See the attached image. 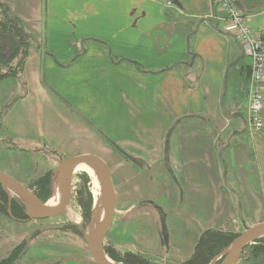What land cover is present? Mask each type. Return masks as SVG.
Listing matches in <instances>:
<instances>
[{
	"label": "crops",
	"instance_id": "0c3cea01",
	"mask_svg": "<svg viewBox=\"0 0 264 264\" xmlns=\"http://www.w3.org/2000/svg\"><path fill=\"white\" fill-rule=\"evenodd\" d=\"M179 1L0 0L28 35L0 77V138L107 160L116 204L115 176L137 192L127 223L152 211L169 264L190 260L206 232L264 223V135L247 107L237 118L232 88L218 103L236 40L212 0ZM240 3L263 32L264 0Z\"/></svg>",
	"mask_w": 264,
	"mask_h": 264
},
{
	"label": "rangeland",
	"instance_id": "374dc122",
	"mask_svg": "<svg viewBox=\"0 0 264 264\" xmlns=\"http://www.w3.org/2000/svg\"><path fill=\"white\" fill-rule=\"evenodd\" d=\"M262 30L264 32V28ZM234 45L237 54L230 58L226 66L227 77L225 75L223 79V90L218 99V103L221 104L222 109H225V105L228 102L226 101L225 93L226 90L229 92L232 88L236 94V101H238L236 115L237 118L242 121L243 115L246 116L245 107L248 105L249 79L251 76V68L249 65L251 61L250 58L243 55V52L235 41ZM7 71V67L0 64V77L2 82L6 81V75L4 73ZM2 85V89H4V83ZM222 96H224L223 99ZM227 114H230V112H227ZM214 115L211 116L205 114L208 119L211 118L216 120ZM188 130V133H184L185 128L179 126L177 127L176 134H202L205 132L202 125L195 127L193 130ZM2 133H4V131L0 128V134ZM211 134L218 135V131L213 129ZM27 149L33 148L26 145V143H9L0 138V169L8 172L14 178L26 185L38 196V198L40 197L38 194H40L42 200L39 199L41 201H44L47 204L51 201L55 202L59 194L58 184H56L59 172L56 167L62 159H60V157H54V155L50 153H45V151H42L40 154H32ZM66 157L69 156L66 155ZM49 173L51 174V177L49 184H47V175ZM137 177V175L134 176L136 182ZM125 178L126 176L123 178L122 175L115 176L114 183L116 182V184L119 185L117 187L118 200L115 205L116 212L114 220L104 238V249L106 254L109 257L112 255L115 258H119L121 261H130L136 264H169L166 259L171 260V258L169 256L165 258L161 253V232L159 231V235L157 236L154 214L152 211L148 212L149 214L147 216L148 220L146 224L144 223L145 215H143V218L142 212H140V214L136 212L133 215L137 216L131 217L133 218L132 220L137 221L140 219L138 216H140L142 218L141 224L136 222L130 226L127 223L130 219L127 210L132 206V196L137 192H121L122 188L120 185L126 183ZM92 181L93 179L90 177L89 173L85 171L74 172L71 179L70 198L65 211L54 217L44 220H31L30 222H22L18 220L28 218L24 199L15 193L10 195L2 185L6 194L1 195L0 197V264L6 259L10 258L12 260L18 258L25 250L27 234L33 228L42 223L78 222L83 225L85 223H90L94 213H96L98 209L95 201L99 196L96 194V185L94 181ZM98 191H100V188H98ZM123 219L125 221V226ZM244 230L245 227L242 226L239 231L233 232L232 234L230 233L227 237L238 236ZM216 242L217 243L212 247V252L216 255L213 258H210L207 264H221L224 258V256H217L221 250L223 251L227 247L224 248L229 241L218 240ZM258 253H261V255ZM263 256L264 236L251 241L244 247L238 258L237 264H257L258 259ZM18 264L97 263H95L89 251L88 244L82 235L78 233V230L75 227L68 226L61 230H50L36 233L31 238L27 251L23 253Z\"/></svg>",
	"mask_w": 264,
	"mask_h": 264
},
{
	"label": "water",
	"instance_id": "95a60500",
	"mask_svg": "<svg viewBox=\"0 0 264 264\" xmlns=\"http://www.w3.org/2000/svg\"><path fill=\"white\" fill-rule=\"evenodd\" d=\"M178 7H182L179 0H171ZM241 5L240 1H237ZM2 9L0 8V12ZM14 14L12 11L10 12ZM242 51V49L240 48ZM224 96H222L223 99ZM223 111L225 109L223 108ZM88 165L94 169L101 177L104 190V202L101 207L106 208L104 218L95 229H91L90 223L80 224L78 222H47L33 228L26 236L25 250L20 254L15 263L22 257L23 253L27 251L31 238L38 232L61 230L68 226L75 227L84 240L88 244L89 251L97 264H129L123 261L114 260L109 257L104 249V238L113 221L115 215L116 193L112 176L106 165L99 159L90 156H69L63 158L57 164V171L59 172V181L61 187V194L58 202L50 207L46 202L41 201L38 196L31 191L26 185L14 178L9 173L0 169V184L4 188H10L18 192L24 198V204L27 209L28 220H44L54 217L65 211L71 192V179L74 174V169L78 165ZM89 233H88V230ZM264 236V223L256 224L249 227L238 236L222 251L217 257L224 256L221 264H235L244 247L251 241ZM14 263V264H15ZM172 264V263H171Z\"/></svg>",
	"mask_w": 264,
	"mask_h": 264
},
{
	"label": "built area",
	"instance_id": "2783aa9c",
	"mask_svg": "<svg viewBox=\"0 0 264 264\" xmlns=\"http://www.w3.org/2000/svg\"><path fill=\"white\" fill-rule=\"evenodd\" d=\"M237 1L240 0H212V3L215 12L224 13L223 31L232 35L243 55L250 58L247 122L252 131L264 135V33L253 28V14Z\"/></svg>",
	"mask_w": 264,
	"mask_h": 264
},
{
	"label": "trees",
	"instance_id": "16d2710c",
	"mask_svg": "<svg viewBox=\"0 0 264 264\" xmlns=\"http://www.w3.org/2000/svg\"><path fill=\"white\" fill-rule=\"evenodd\" d=\"M26 39H28V35L24 32V29L21 26V23L16 18H14L13 15L11 16L8 13V15L6 14L3 17L0 16V64L6 66L8 62L10 61V58H12L19 51L20 46H22L25 43ZM50 177H51V174L49 173L47 175V180H48L47 184H49ZM4 194L6 193L4 192L2 185L0 184V197L1 195H4ZM38 195L41 197L40 194ZM40 199L42 200V198ZM14 210L17 214L15 207H14ZM78 233L80 232L78 231ZM236 236L237 235L228 238L224 236L223 234H220L219 232H213V231L206 232L202 236L200 241L198 242L197 247H196V252L193 255V257L187 262H184L183 264H207L209 259L213 258L216 255L212 252V247L217 243L216 241L218 240L219 241H222V240L229 241L224 246L225 248L232 242V240ZM110 256L114 260L121 261L119 258H115L112 255ZM14 261H15V258L12 260L9 258V259H6L5 261H2V264H12ZM126 262H128L129 264H136L130 261H126Z\"/></svg>",
	"mask_w": 264,
	"mask_h": 264
},
{
	"label": "bare ground",
	"instance_id": "6f19581e",
	"mask_svg": "<svg viewBox=\"0 0 264 264\" xmlns=\"http://www.w3.org/2000/svg\"><path fill=\"white\" fill-rule=\"evenodd\" d=\"M75 172H78V171H85L87 173L90 174V177L93 179L94 183H95V188L97 189L96 190V194H98L99 196L96 198V207L98 208L96 213H94L93 217H92V224H91V229H95L96 226H98L101 221L103 220L104 218V214H105V211H106V208L105 206L104 207H101L104 203L105 205V202H104V190H103V183H102V180H101V177L99 176V174L94 170L92 169L91 167H89L88 165H78L75 169H74ZM92 181V182H93ZM58 184V189H59V194H58V197L56 199V201H51L49 204H47L48 206L52 207L54 206L59 198H60V194H61V185H60V181H59V175L57 177V183ZM55 184V185H56ZM57 186V185H56ZM55 187V186H53ZM98 188H100V191H98ZM7 192L11 195L12 193H15L16 195H18L19 197H21L22 199H24L18 192H16L15 190L13 189H10V188H6ZM56 190V189H55ZM56 194V192H55ZM95 194V195H96ZM88 230V233H89V228L87 229ZM239 258V257H238ZM238 260V259H237ZM237 262V261H236ZM236 264V263H235Z\"/></svg>",
	"mask_w": 264,
	"mask_h": 264
},
{
	"label": "flooded vegetation",
	"instance_id": "af4514ba",
	"mask_svg": "<svg viewBox=\"0 0 264 264\" xmlns=\"http://www.w3.org/2000/svg\"><path fill=\"white\" fill-rule=\"evenodd\" d=\"M1 8V7H0ZM2 12V11H1ZM18 220H20V221H22V222H30L31 220H28V218H24V219H18ZM67 228V227H66ZM74 228V227H73ZM262 251H263V249H262ZM262 253V252H261ZM261 253H258L259 255H261ZM20 256V255H19ZM17 260V258L15 259V261ZM20 260H21V258H20ZM20 260L17 262V263H15V261L13 262V264L15 263V264H18L19 262H20ZM123 262H126V261H123ZM258 263L257 264H264V256L262 257V258H259L258 259V261H257ZM126 263H128V262H126Z\"/></svg>",
	"mask_w": 264,
	"mask_h": 264
}]
</instances>
